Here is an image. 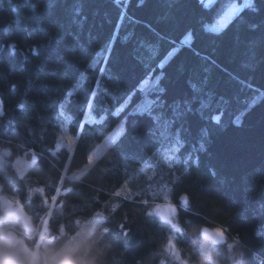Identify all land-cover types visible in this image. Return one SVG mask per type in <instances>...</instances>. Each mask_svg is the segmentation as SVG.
I'll list each match as a JSON object with an SVG mask.
<instances>
[{
  "label": "trees",
  "instance_id": "1",
  "mask_svg": "<svg viewBox=\"0 0 264 264\" xmlns=\"http://www.w3.org/2000/svg\"><path fill=\"white\" fill-rule=\"evenodd\" d=\"M242 1L215 0L212 15L198 16L194 9L191 25L197 31V38L191 41V47L182 43L187 34L183 25L164 28L158 23L163 5L156 2L145 8L137 7L138 0H130L126 7L127 16L140 23L130 22L127 16L120 23L119 13L125 10V0H121L120 6H107V18L103 17V13L97 17L89 14L81 40L84 48L81 49L78 44L75 52L63 53L64 66L58 77L47 75L55 65L48 59L34 57L27 44H20L11 62L0 64V100H3L7 112L4 124L12 121L19 127V137L13 141L16 148L11 157L12 166L20 175L18 159L30 160L24 176L31 178V186L48 185L46 196L56 195L59 199V203L52 201L41 204L45 194L33 192L29 199L21 198L22 205L8 194V198L20 204L32 223L41 220L46 223L40 234L32 231L26 233L27 238H24L22 246L19 239L7 233L9 229L23 232L22 221L5 218L0 204V264H48L50 260L56 264L60 257L52 253L61 245L70 255L75 254L82 264H93L92 260L86 259L89 256L94 257V264H160L161 259L165 260V264H181V260L188 259L192 253L197 254L191 264H196L197 260L200 264H235L240 259L239 252L245 250L244 246L254 249L256 253L255 258L248 254L247 264H259V260L264 259V236L256 235L258 231L264 232V213L259 207V196L252 198L247 192L252 184L245 182V177L250 181V173L260 159L261 132L257 122L264 115V100L245 117L240 128L230 123L247 103L264 94V71H241L240 78L245 83H234L229 89L232 103L222 117V122L227 126L217 129L215 142L208 149L212 155L193 154V158L197 155L200 157L198 167L191 162L183 164L193 145L199 147L195 131L191 135L182 134L185 145L178 154L171 151L175 140L170 133H175L178 125L170 126L173 113L168 105L174 99H181L182 93L177 95L169 91L163 96L166 101L163 108L158 104L149 107L151 116L147 111L128 115L132 106L143 98L140 84L148 76L160 74L159 69L155 72L150 69H155L156 64L173 48L179 49V52L173 64L164 69L166 73L172 71L173 65L181 63L200 70L202 75V67H208L213 81L222 82L227 79L226 72L237 70L239 60H233L227 48L213 45L199 29L201 20L205 24L212 23L216 11H224L230 4ZM13 2L23 5L20 9L22 20L32 16L26 0H4V8L9 11H0V29L10 22ZM33 2L37 3L43 14V0ZM241 14L249 16L247 10ZM117 24H120L119 28ZM149 24L164 37L163 40L146 27ZM89 28L93 36L91 43L88 41ZM7 40L9 37L0 32V41ZM109 45L112 52L107 66L114 79H104L101 88V94L106 93L104 101L96 98L91 114L94 117L104 116V108L114 112L122 104L126 108L119 117L108 115L107 124L90 137L91 147L95 148L103 140L100 132L107 135L121 121L123 131L79 179L73 178L72 174L87 162L84 148L74 145L69 154L65 147L55 149V144L62 127L76 135V141H79L76 121L86 125L83 129L85 134L96 127L97 121L83 120L86 111L84 105L90 98V90L95 84L93 77L99 75V67L103 66L102 57L108 54L106 48ZM193 50L200 52L201 56H212L220 67L204 64ZM37 65L44 68V73L36 71ZM194 82L198 83V80ZM248 82L259 92L249 89L246 86ZM13 84L16 86L14 89L11 87ZM44 84L48 86L47 95L42 91ZM159 87H165V81L161 80ZM185 91L191 95L190 89ZM149 95L152 101L156 100L157 89L151 90ZM20 104H24L22 110L18 107ZM61 111L63 115L59 114ZM37 112L42 119L35 118ZM219 114V109L213 103L205 110V120L201 124H209L208 118ZM29 117L32 118L29 123L33 129L31 133L26 132L22 123L28 122ZM125 129L127 136H123ZM116 144L120 145L118 151ZM53 152L57 153L55 157L52 156ZM175 155H179L180 163L176 162ZM5 159L7 157L0 146V160ZM213 167L218 172L217 177L209 173ZM57 175L63 177L64 183H56ZM56 187L61 191L54 192ZM114 190H121V196H114ZM4 195L0 193V196ZM181 197L187 198L186 204ZM143 200L149 201L148 212L151 215L145 213L140 203ZM29 203L31 207H28ZM156 203L176 207L174 223L177 228L172 229L170 224L152 212V205ZM49 219L54 221L51 227ZM122 223L128 229L127 236L119 228ZM57 225L62 231L57 229ZM93 225L97 227L91 230ZM105 226L111 229L110 237L102 234ZM202 228L222 229L226 235L224 240L233 245L232 249H227L224 243L211 247L202 243L199 236L193 235ZM168 237L175 238L176 246L168 249L167 257H162L160 253ZM177 253L179 259L176 258Z\"/></svg>",
  "mask_w": 264,
  "mask_h": 264
},
{
  "label": "snow or ice",
  "instance_id": "2",
  "mask_svg": "<svg viewBox=\"0 0 264 264\" xmlns=\"http://www.w3.org/2000/svg\"><path fill=\"white\" fill-rule=\"evenodd\" d=\"M129 2L130 0H125V10H121L119 13L120 23H123L127 16L126 7ZM154 2L163 5V11L160 12L158 16V23L164 28L183 25L187 36L182 43L191 47V41L197 38V31L191 25V20L194 18L193 10L195 9V15L198 16H204L206 14L212 15L215 0H138L137 7L147 8ZM26 3L32 13V16L27 20H22L20 16V9L23 5L17 2L11 3L10 12L12 15L10 17V22L6 27L0 29V32L9 37L7 41H0V64H3L5 61L11 62L15 58L20 44H27L28 50L34 57L37 59H48L55 65L47 75L58 77L61 67L64 66L63 53L75 52L78 44L81 49L84 48V45L81 44V40L84 37L85 29L89 22V14L93 17H97L103 13V17L107 18V6L109 4L120 6L121 0H43V14L37 3L33 2V0H26ZM245 10L249 13L248 17L241 14ZM0 11H9V9L4 8V0H0ZM127 19L130 22L140 23L138 20L133 21L130 16H127ZM119 27L120 24H117V28ZM146 27L155 33L158 39H164L163 36L156 32L151 24L146 25ZM199 32L210 39L213 45L218 48H227L232 53V59L239 60L238 69L234 72H226L227 79L222 82L213 81L208 74V67H202V75L200 70L189 68L186 64L181 63L178 66L173 65L172 71L166 73L164 69L173 64V59L179 52V49L173 48L156 64L155 69H150L152 72H155L156 69L160 70V74L155 77V80L157 83L161 80L165 81V87H159L157 89L158 95L156 100L148 101L149 106L158 104L159 107L163 108L166 104L163 96L169 91L177 95L183 94L181 99H174L173 103L168 105L173 113L172 120L169 124L170 126L178 125L175 133H170V135L174 136L175 140V144L171 151L173 154H178L185 145L182 134L188 133L191 135V133L195 131L197 133L199 147L197 148L193 145L192 151L188 153L187 157L183 160V164L188 165L189 162H191L197 167L201 163L200 157L197 155L193 158V154L200 152L212 155L208 149L215 142L217 129H222L227 126L222 122V117L224 112L228 111L231 107L232 98L229 96V89L234 83H245V81L240 78L241 71L255 72L258 69L264 71V0H244L242 8H238L236 5L232 4L227 11L218 10L215 12L211 24H205L203 20L200 21ZM128 38L129 37H125V39ZM92 40L93 36L89 28V43H91ZM106 51L108 54L102 57L103 66L99 67V75L93 77L95 84L90 90L91 95L84 105L85 109H92L96 98H99L102 102L104 101V95H106V93L103 95L101 94L103 81L105 78L108 80L114 79V77L110 75L111 69L107 66L112 52L110 45L107 46ZM193 51L197 57H200L204 64H210L212 67L216 68L220 67L212 56H201L200 52ZM24 59L27 60L28 57L25 56ZM25 70L27 71V69ZM36 71L38 73H44V68L37 65ZM194 80H198V83L194 82ZM31 83L32 81L29 80V84ZM246 86L253 92H259V89L252 88L251 82H248ZM11 87L14 89L16 86L13 84ZM185 89H190L191 95H189ZM42 91L44 95H47L48 86L46 84L43 85ZM134 94L135 93H133V95ZM261 100H264V94L256 96L251 103H247L230 123L235 125L236 128H240L244 123L245 117L253 111ZM213 103H215L219 109L220 114L209 117L210 123L202 125L201 121L205 120V110L209 109ZM18 107L22 110L24 104H20ZM61 107H64L63 103ZM125 108L126 105L123 104L119 108H116L114 112H109L107 108H104L103 111L105 115L102 116L99 121L95 122L96 127L87 134L83 131L86 125L78 121L75 122L78 125L77 130L80 132V137L79 141L72 140L71 145L84 148L87 165L93 164V156L99 147H91L90 137L107 124L108 115L119 117V115L124 113ZM139 111L141 113L147 111L148 115H152L149 108H141ZM59 114L63 115V112L61 111ZM84 114L87 115V112ZM135 114L136 112L128 113L129 116ZM6 116L7 112L4 107V102L0 100V146L3 147L4 156L7 157L5 160H0V193L5 194L3 198L7 201L8 194H11L14 199H18L20 203L24 205L21 198L29 199L31 194L35 192L45 194V199H42L41 204L52 201L59 203V199L56 195L50 197L46 196V188L48 185L33 188L31 186L32 182L30 177H25L23 174L17 175L12 166L11 157L16 148L13 141L19 137V127L12 121H9L8 125H5L4 119ZM35 118L42 119L39 112H37ZM31 119L32 118L29 117L28 122H22L28 133L33 132V129L29 126ZM153 119L158 118L153 117ZM257 124L261 132L260 159L258 165L254 167L252 173H250V181L248 177H245V182H250L252 184V188L247 189V192L252 198H256L257 195L259 196V207L262 213H264V115L259 118ZM100 135L103 136L105 141L112 143V141L109 140L110 133L104 135L103 132H100ZM86 136L88 139H86ZM123 136H127L126 129ZM113 139L115 138L113 137ZM58 147L59 145H57V148ZM119 148L120 145L116 144L115 149L118 151ZM56 155V152L52 153L53 157ZM33 159H37L35 155ZM175 159L177 163L181 162L179 155H175ZM37 166L39 165L37 164ZM61 167L63 168V165ZM169 167H171V165ZM209 173L212 177L218 176V172L214 167L209 169ZM76 178L79 179V177ZM56 183H64L63 177L57 175ZM121 188L128 190L124 188V186H121ZM257 188L259 191H257ZM60 191L61 188H54V192ZM113 195L116 197L121 196V190H114ZM181 201L186 204L187 198L181 197ZM140 203L144 206L145 213L151 215V213L148 212L149 201L143 200ZM28 207H31L30 203ZM44 211L46 212L47 209H44ZM97 215H101V213H97ZM165 220L171 225L172 229L177 228V225L173 223L171 219L165 217ZM53 223L54 221L49 219V227H51ZM119 228L124 236L128 235V229L123 223L119 225ZM57 229L62 231L59 225H57ZM203 231L207 232V229ZM215 231L221 236L223 235L222 229H216ZM102 234H106V236L110 237V227L105 226L102 229ZM256 235L264 236V232L258 231ZM211 241L212 245H221L224 243L229 250L233 247L232 244H227L226 240L220 238H211ZM175 246V238H166L160 255L162 257H167L168 249L174 248ZM244 247L245 250L239 252L238 255L240 259L236 260L235 264H247L248 254L253 258L256 257L254 249L246 246ZM216 249L221 251L220 248ZM196 254L197 253L190 254L188 259L181 260V264H191V260L195 259ZM176 258L179 259V253L176 254ZM160 264H165V260L161 259ZM259 264H264V259H260Z\"/></svg>",
  "mask_w": 264,
  "mask_h": 264
},
{
  "label": "rangeland",
  "instance_id": "3",
  "mask_svg": "<svg viewBox=\"0 0 264 264\" xmlns=\"http://www.w3.org/2000/svg\"><path fill=\"white\" fill-rule=\"evenodd\" d=\"M244 1L238 3V2H234L232 4L236 5L238 8H242ZM230 4V5H232ZM229 5V6H230ZM229 6L224 10L227 11L229 9ZM207 24H211V23H207ZM187 34L184 36L183 41L186 39ZM158 76V75H157ZM155 77H147L139 86L140 90H142L143 93V98L137 102L136 104H134L131 108V112H140L139 109L141 108H149L150 106L148 105V101L152 100L149 92L151 90H156L159 88V83L156 82ZM87 115L84 114L83 120L84 121H88V122H92V121H99L98 119H100V117H94L91 114V109H86ZM119 126V127H118ZM123 131V121H121L113 130H111L109 133L111 134L109 136V140L112 141V143H109L108 141H105L104 139L99 142L96 146H99L96 153L93 156V163L98 159V157L108 148L110 147L114 141L120 136V134ZM108 133V134H109ZM107 134V135H108ZM113 137L115 139H113ZM75 140L76 141V135L70 133L65 127H62L59 131V135H58V139L57 142L55 144V149H59L61 147H65L69 154L72 153L74 145H71V141ZM57 145H59V147L57 148ZM95 146V147H96ZM30 164V160H27V162L24 159H18L17 161V165H18V173L19 174H26V166ZM87 162L84 164V166L78 170H76L73 174L72 177L76 178V177H80L91 165H87ZM4 196H0V204L1 207L3 209V214L5 218H15V219H20L22 221V224L26 230L22 232L20 230H17L18 232H14L12 229H9L7 231V233L10 236H13L14 239H19L20 243H22V246H24V238H27V236L25 235L26 233L32 231L35 233H41L42 229L45 228V220H41L40 222L34 224L32 223L28 217L26 216L24 210L22 209V207L20 206V204L12 199V198H8L7 201H5V199L3 198ZM176 211V207L172 204H167V203H156L152 205V212L157 214L158 216H160L163 220H165V217H167L168 219H171L172 222L174 223V214ZM166 221V220H165ZM167 222V221H166ZM95 227L97 226H92L90 228H92L91 230H93ZM207 229V232L203 231L202 235L207 238L208 240L211 241V238H220L222 240H224L226 238L225 233L223 232V235L221 236L220 234H218L215 230L216 229H208V228H202ZM25 236V237H24ZM31 235H29L28 237H30Z\"/></svg>",
  "mask_w": 264,
  "mask_h": 264
},
{
  "label": "clouds",
  "instance_id": "4",
  "mask_svg": "<svg viewBox=\"0 0 264 264\" xmlns=\"http://www.w3.org/2000/svg\"><path fill=\"white\" fill-rule=\"evenodd\" d=\"M203 232V229H199L197 232H194L193 233V235L194 236H199V240L202 242V243H204V244H206V245H208V246H213L212 245V241H205L204 239H203V237H202V235H201V233ZM51 251V250H50ZM53 255H55V256H59L60 257V259L58 260V261H56V264H82V262H81V260L80 259H78L77 257H76V255L75 254H69L68 252H67V250H66V248H65V246L64 245H61L58 249H56V251L54 252V253H52ZM86 259H88V260H92L93 261V264H94V257H92V256H89L88 258H86ZM48 264H53V262L50 260L49 262H48ZM196 264H200V261L199 260H197L196 261Z\"/></svg>",
  "mask_w": 264,
  "mask_h": 264
}]
</instances>
